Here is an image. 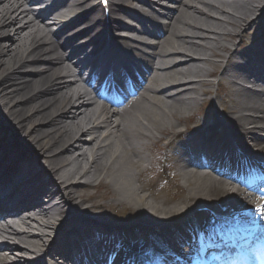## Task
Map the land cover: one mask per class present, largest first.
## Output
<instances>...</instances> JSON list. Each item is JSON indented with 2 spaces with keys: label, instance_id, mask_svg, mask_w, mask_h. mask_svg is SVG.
Segmentation results:
<instances>
[{
  "label": "bare ground",
  "instance_id": "bare-ground-1",
  "mask_svg": "<svg viewBox=\"0 0 264 264\" xmlns=\"http://www.w3.org/2000/svg\"><path fill=\"white\" fill-rule=\"evenodd\" d=\"M15 1L20 2L0 0V116L9 123L19 136L20 142L23 145L25 143V158L21 157V151L16 146L8 152L10 158L17 156L22 161L20 167L13 166L10 169L8 179L18 177L20 173L29 177V187L33 184L29 195L39 198L38 195L43 191L40 186H36L41 181V172L35 161L39 157L41 160L49 158L48 169L54 175L53 183L57 190L55 193L60 199L50 201L47 205H30L22 194L14 197L5 193V198L7 196L13 202L24 198L27 206L24 214L18 212L22 211L18 208L13 214H0V237L3 233L14 231L17 238L13 244L0 243V259L3 258L9 264L14 257L20 255L18 259L34 264L45 254L54 256L57 250L50 249L47 244L49 239L55 240L63 235L65 229L77 227L74 219H68L62 223L58 234L56 233L57 221L52 218L55 215L63 217L68 207L85 208L82 209V214L90 212L88 210L93 207L106 206L119 214H127V210L131 208V213L134 212L136 216V221L132 224L136 231L144 226L140 215H154L156 220L167 219L183 212L190 206L188 204L197 201L198 205L206 204L205 200L208 198L215 199L216 196L222 197L228 193V189L220 181L184 172L180 174H184L186 190L180 195L179 201H176L175 195L164 189L156 192L152 184L137 185L135 181L139 182L142 175L149 170V166L144 164L143 143L137 136L145 135V129H142L144 126L170 132L166 126V116L185 115L188 105L195 99L191 86L197 83L198 78L210 73L202 63L208 61L216 52L228 49L229 45L223 41L225 36H237L235 28L256 23V13L263 6L259 3L261 0H183V8L179 13L170 10V18L174 21L167 28L169 36L163 40L161 47H146H153L148 57L149 64L154 65L156 58L158 61L154 75L145 85V91L166 93L170 102L167 103L158 95L146 94L144 100L153 102L155 106L149 109L144 104L138 105L136 109L139 112H111L98 105L91 110L94 102L85 92L73 89L77 78L71 67L80 69L81 60L73 59L68 53L59 50L61 43L49 35L50 28L41 29L39 23L44 22L49 13L40 11L43 10L40 0H22L21 4H31L23 10L19 7L21 4L5 8L7 4ZM74 1L79 6H87L86 3L94 0ZM143 1L146 3L149 0ZM197 2L207 4L209 9ZM93 3L95 2L90 3V7ZM52 7H47L46 10ZM211 11L220 12L224 17L220 19ZM27 12H32L35 17L24 20ZM92 12L94 17L89 16ZM89 17L97 20L93 25H103V13L99 7L93 6L81 19ZM73 23L74 20H69L66 27ZM114 24L117 26L118 22L114 21ZM12 26H15L14 35L9 31L11 29L13 32ZM228 26L234 28L230 30ZM92 27L89 26L83 32L92 30ZM64 29L58 30L60 35L64 34ZM7 42H18V45L12 48ZM258 47L264 50V43L257 42L254 48ZM229 60L230 58L223 71L232 75L241 69V65ZM241 73L238 75H242ZM241 91L236 90L233 96L230 95L236 112L235 123L242 124L243 129H246L247 124L253 125L252 129H259L258 126H264V100H255L247 94L242 96ZM3 106L5 110L2 111ZM249 111L261 115L244 114ZM116 115L119 117L114 118ZM140 118L145 121L142 122ZM0 136L3 137L1 130ZM85 146H92V149L89 152L81 151ZM184 148L186 152L189 150L187 146ZM262 150L264 151V145ZM3 161L4 158L0 163ZM94 179L101 180V186L107 188L105 193H92L86 188L95 184ZM148 190L149 193L141 194ZM52 195L53 191H50L48 198ZM109 197L111 199L108 202L104 201ZM243 198V201H251L249 197ZM2 206L0 202V209ZM83 216L90 218L87 214ZM28 252L34 253L35 257L24 254Z\"/></svg>",
  "mask_w": 264,
  "mask_h": 264
},
{
  "label": "snow or ice",
  "instance_id": "snow-or-ice-1",
  "mask_svg": "<svg viewBox=\"0 0 264 264\" xmlns=\"http://www.w3.org/2000/svg\"><path fill=\"white\" fill-rule=\"evenodd\" d=\"M107 0H105V3ZM259 179H264V177H258ZM250 224H255V220L248 221ZM264 228V226H262ZM226 246V245H225ZM236 251L235 248L229 249V252ZM239 254V253H238ZM243 257L248 261V264H264V250L253 249L251 246L248 247V250L243 253ZM212 259L218 260L219 258L215 255L211 257ZM228 264H231L229 260H226Z\"/></svg>",
  "mask_w": 264,
  "mask_h": 264
},
{
  "label": "rangeland",
  "instance_id": "rangeland-1",
  "mask_svg": "<svg viewBox=\"0 0 264 264\" xmlns=\"http://www.w3.org/2000/svg\"><path fill=\"white\" fill-rule=\"evenodd\" d=\"M7 44L10 46V47H12V48H15L17 45H18V42L16 43V44H13V43H11V42H7ZM215 84H213V86H214ZM172 119V121L174 120V118H171ZM181 128H182V126H180Z\"/></svg>",
  "mask_w": 264,
  "mask_h": 264
}]
</instances>
